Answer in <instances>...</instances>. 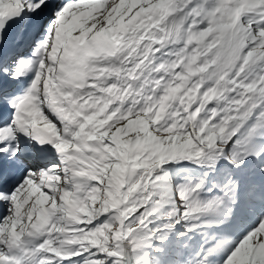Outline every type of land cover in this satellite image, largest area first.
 <instances>
[{
	"label": "snow or ice",
	"instance_id": "1",
	"mask_svg": "<svg viewBox=\"0 0 264 264\" xmlns=\"http://www.w3.org/2000/svg\"><path fill=\"white\" fill-rule=\"evenodd\" d=\"M0 264H264V0H0Z\"/></svg>",
	"mask_w": 264,
	"mask_h": 264
}]
</instances>
